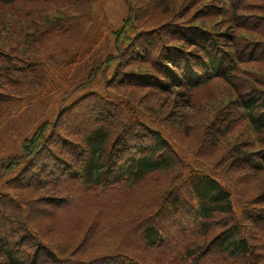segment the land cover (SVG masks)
<instances>
[{"label": "trees", "instance_id": "trees-1", "mask_svg": "<svg viewBox=\"0 0 264 264\" xmlns=\"http://www.w3.org/2000/svg\"><path fill=\"white\" fill-rule=\"evenodd\" d=\"M98 3L0 0V125L27 95L61 90L57 80L88 42ZM126 4L122 25L108 30L106 57L56 94L57 119L42 121L18 152L0 155V177L19 173L0 193V264H264V149H255L264 145V0ZM55 36L67 46L61 54L52 51ZM214 83V100L196 98ZM175 94L174 104L191 112L175 109ZM211 112L222 113L224 130L231 116L246 130L228 143L236 131L211 129ZM177 122L203 158L221 151L215 162L224 169L239 154L259 155L247 164L253 182L235 180L236 193L208 171L214 161L207 159L201 174L188 176L173 141ZM42 175L47 184L38 186ZM137 185L140 201L117 218L124 194ZM244 188L255 197L246 199ZM234 194L245 203L240 214ZM89 211L95 215L75 236L59 234L65 213ZM188 234L178 262L182 251L168 250L169 243Z\"/></svg>", "mask_w": 264, "mask_h": 264}, {"label": "rangeland", "instance_id": "rangeland-1", "mask_svg": "<svg viewBox=\"0 0 264 264\" xmlns=\"http://www.w3.org/2000/svg\"><path fill=\"white\" fill-rule=\"evenodd\" d=\"M255 8H259L258 5ZM258 9H252L253 12ZM128 14V6L125 0H99L98 6L96 8V16L93 25L90 28V36L87 43H85L78 54V58L76 59V65H72L67 68L64 73L58 78V83L62 85L61 90L65 87H71L72 84H78L83 81L90 73V71L101 63V61L106 57V55L111 50L110 47V36L108 34V30H115L122 25L123 19ZM53 41V49L52 51H57V54H61L67 48L65 47L64 40L60 39V36H55L52 39ZM22 68V65H19ZM72 70V71H70ZM44 73V70H42ZM216 83L211 84L210 87L202 88L198 90V99L209 98L214 100L216 97ZM53 86H50L48 91H44L41 97L35 98L33 96L27 95L22 100L18 101L17 107L10 111L11 115L7 117L6 120L0 125V153L2 155L14 154L19 151V145L24 141L26 137H28L32 131L46 118H50V120L54 121L57 114L61 110L60 101L56 100V94L60 93V91L53 92ZM61 91V92H62ZM173 100V104L175 103L176 94L171 96ZM120 108H128L127 102L124 100H118ZM117 102V101H115ZM176 106L175 109L181 111L182 114H187L191 112V108L184 107L180 102L174 104ZM229 106L224 107L227 111ZM171 109V106L168 107V110ZM173 109V108H172ZM6 112V110L4 111ZM9 114V112H6ZM212 112L208 115V119L210 120L211 129L215 131L229 133L235 132L234 134H229L226 140L229 143L231 139L230 136L236 135L241 129L246 130L244 127V122H240L231 118V125L226 130L223 129L221 125H219V120L222 118L220 114L212 115ZM4 117L0 115V122ZM200 119V118H198ZM193 127H191L192 130ZM218 132V133H219ZM230 132V133H231ZM185 136H192L190 132L189 135L185 134L184 129L181 127L180 123H176V128L174 129V138L177 140H173L174 143L180 148L183 157L186 158L189 162V167L187 168V175L193 172L194 168L202 167V159L207 162L214 161L212 167H208V171L215 175L227 188H230L237 193L236 186L238 183H242L244 180L251 184L255 175H251L248 172L247 164H252L253 160L258 159L259 155L253 156L250 154L249 158L243 159V154H239L236 164L228 165L224 169L223 166L216 165L218 160V156L221 154V151L214 150L212 154L203 158L204 152L200 151L198 147L192 143L193 138H185ZM246 137L245 134L241 136V140ZM190 142V143H189ZM184 146V147H183ZM229 148V147H228ZM233 149L238 153V146L235 145ZM256 150L264 149V145L261 143H257ZM232 152V150H231ZM264 152V151H263ZM198 157V161L196 159ZM256 164V162H253ZM233 168V171L230 169ZM247 169V171L245 170ZM19 174H17L18 176ZM264 175V174H262ZM234 176V177H232ZM11 176L7 175L4 177L0 186V193L5 192L7 187L8 179ZM165 180L168 179V175L165 174L163 177ZM48 177L42 175L41 181L38 182V186H45L47 184ZM238 180V183L237 181ZM162 183L165 181L161 180ZM251 187V186H250ZM150 188L147 187L144 194V200L149 198ZM18 193L24 194V192L18 191ZM143 191L138 188V185L133 187L124 194V203L117 209V218L119 216H123L126 212H130L134 204L140 201V196ZM239 193V192H238ZM256 192L252 189H247L243 191V195L246 199H251L255 197ZM243 197L239 194H234V207L236 209V213L240 214L242 209L245 208V203L242 199ZM94 200V199H93ZM104 210V209H103ZM92 211V210H91ZM83 212L79 215L74 213H65L67 218H62L63 221L58 223V226L63 230L59 232L61 236L64 238H70L75 236V230L79 225H84L90 216H94L95 213ZM106 212V210H104ZM68 222V223H67ZM59 228V230H60ZM86 228V227H85ZM124 237V235L122 236Z\"/></svg>", "mask_w": 264, "mask_h": 264}]
</instances>
